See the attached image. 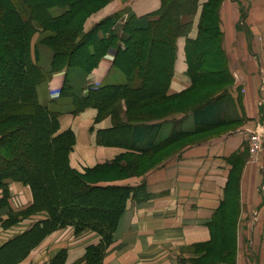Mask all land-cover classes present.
<instances>
[{"label":"trees","instance_id":"obj_1","mask_svg":"<svg viewBox=\"0 0 264 264\" xmlns=\"http://www.w3.org/2000/svg\"><path fill=\"white\" fill-rule=\"evenodd\" d=\"M95 1L0 0V124L3 125L0 133V187L7 192V183L15 180L27 184L32 192V202L17 211L10 208L8 193L1 196L0 212L6 213L1 222L6 228L19 217L38 211H45L48 215L0 246V264H15L48 233L64 225H72L77 233L91 229L100 234V241L88 245L80 262L102 264L126 201L136 191L131 186L97 184L94 179H89L99 173L101 177L96 179L106 181V173L114 166L116 172L128 170L127 166L118 167L115 161L96 164L83 174L70 166L68 154L75 135L71 129L59 131V111L51 106V102L42 103L38 98L39 86L46 84L53 72L66 70L59 98L68 100L72 114L93 106L99 117L113 101L124 97L126 120L109 130H99V143H111L108 140L114 129H129L128 125L132 123L131 147H142V154H148L199 127L205 129L233 121L228 117L199 120L193 129L174 130L158 142L150 135L149 143L140 146L138 134L154 130L148 127L154 124H139L151 116L150 113L136 115L129 112L132 106L129 96L137 103L145 102L147 98L162 102L201 86L204 88L201 92L209 95L192 108L198 118L217 99L214 94L220 91L218 96L224 95L219 86L226 79L223 78L226 68L219 67L220 61L215 55L223 53L219 47L223 37L217 24L218 15L213 12L209 15L218 0H212L207 10L208 24L201 25V29L205 28V47H200L201 39L187 40V72L191 85L175 95H167L166 91L173 75L176 40L188 31L190 21L183 13L195 0H161L157 10L140 18L127 11V16L122 19L125 11L122 10L104 18L87 32L77 33L72 29L74 21ZM245 15L241 9L242 20ZM238 27L242 28L243 24ZM215 41L219 44L217 47ZM42 45L50 50L44 52ZM110 46L116 48L113 65L124 74L126 81L88 87V91L82 94L72 85L69 73L77 70L87 76ZM160 51L166 54V60L158 59ZM204 51L205 60L202 57ZM44 54L49 56L47 61ZM225 74V77H231L229 72ZM209 87L219 88L211 93ZM198 91L194 90L195 93ZM64 258L65 250H60L49 264H63Z\"/></svg>","mask_w":264,"mask_h":264},{"label":"crops","instance_id":"obj_2","mask_svg":"<svg viewBox=\"0 0 264 264\" xmlns=\"http://www.w3.org/2000/svg\"><path fill=\"white\" fill-rule=\"evenodd\" d=\"M160 3V0H126L124 3L113 0L97 13L85 29L123 9V17L131 11L140 18L157 10ZM243 7L246 15L240 21L243 27L239 30L237 25ZM198 16L199 13L193 18L186 35L176 40L173 75L167 95L179 94L191 85L186 47L188 39L197 38ZM220 21L222 50L233 79L231 86H227L223 96H218L220 91L214 94L217 99L198 118L190 109L186 113L139 123L147 126L154 124L148 126L154 130L141 132L138 138L140 146H146L150 135L158 142L174 130L193 129L199 120L228 117L233 121L203 128L205 141L189 145L142 176L115 181L93 180L97 184L136 189L126 201L102 264H198L192 261L194 253L190 248L194 244L210 241V222L226 201L228 173L232 170L229 160L234 154H241L248 145V133L256 125L259 130V124H264V0H223ZM115 55L116 48L110 46L87 76L77 70L70 72L74 88L85 94L88 87L123 84L126 81L124 74L113 65ZM48 57L45 56V61ZM65 78V69L53 72L47 83L39 86L38 97L40 102H51V106L59 111V131L71 129L75 135L70 154L71 166L83 171L96 164L110 162L120 153L142 155V147L130 145L132 123L128 125L129 134L121 143H99L97 132L113 126L110 118L96 121L97 109L93 106L72 114L68 100L59 98ZM236 186L240 212L237 254L233 264H264V166L245 164ZM9 190L8 203L12 210L23 209L32 202L28 186L11 182ZM5 216L6 213L1 211L0 246L35 222L47 218V213L38 211L29 214L6 228L1 225ZM246 222L248 226H245ZM98 241L99 235L91 229L77 235L72 226L59 227L48 233L15 264H49L60 250H65L63 264H81L86 246Z\"/></svg>","mask_w":264,"mask_h":264},{"label":"rangeland","instance_id":"obj_3","mask_svg":"<svg viewBox=\"0 0 264 264\" xmlns=\"http://www.w3.org/2000/svg\"><path fill=\"white\" fill-rule=\"evenodd\" d=\"M112 1L113 0H97L94 3L90 4L84 11H82V13L78 16V18H76L72 29H75L77 33L87 32L88 30H90L95 24H97L106 17L94 23L88 30L85 29V26L89 24L91 21H93V19H95V16H97V13ZM119 1L124 3L126 0H119ZM212 2H213L212 0H195L193 3H191L192 5L190 6L189 10L183 13L184 17L190 21V26L188 30L191 28L193 18L197 13H199L197 38L198 40L201 39L202 42V44H200L201 48L205 47V28L201 29V25L206 26V24H208L209 22V20L207 19L209 17L207 14V10L211 6ZM222 4H223V0L215 1L214 8L211 9V11L209 12V15L211 14V12L218 15L219 21L217 24L219 30H221L220 9L222 7ZM123 18H125V16L124 17L122 16V19ZM243 20L240 17L238 24H240V21L242 22ZM237 29L240 30L238 25H237ZM221 34L223 37L222 30H221ZM218 45L219 44L217 43V41H215L214 46L217 47ZM219 47L222 48V42L220 43ZM42 50L45 52V51H49L50 49L42 45ZM158 54H159L158 55L159 60H163V61L166 60L167 56L164 52L160 51L158 52ZM215 55L216 57H218V60L220 61L219 67L226 68L225 72L226 73L229 72L228 61L225 57V54L215 53ZM202 57L203 60H205V51ZM225 72H223L224 75L223 78L226 79L225 81L223 80L224 83H222L219 86L221 88V91H226L227 86H231V84L233 83L232 76L230 77L227 75V77H225L226 76ZM219 87H209L210 90H208V92L214 93ZM196 89H199L197 93L194 92V90ZM194 90H189L188 92H185L183 95L178 96L175 99H165L162 102H157L147 98L145 102L140 101V103H137V101L135 102V98L129 96L131 100L130 105H132L129 108V112L132 111L136 115H143L150 113L151 115L149 116L150 118L147 117L146 119L142 120L143 122L163 119L175 113H182V112L186 113L190 109L201 104L209 95V94L205 95V92L203 93L201 92V90L204 91V88H201V86H199V88H195ZM261 104L262 101L259 100V105ZM126 109L127 107H126L125 99L124 97H120L117 100L113 101L108 107H106V109L102 110L99 117L97 112L94 119L96 121H99L101 119L109 117L111 123L115 125L120 121L126 120L127 118ZM2 127L3 125L0 124V133ZM259 128L260 129L258 130V125H256L251 130V132L248 133V145L244 148L243 152L241 154L239 153L234 154L233 156H231L229 160V162L232 165V170L231 172L229 171L228 173L229 183L227 185V190H226V201L223 202L221 208H219V210L215 212L210 222V231H211L210 241L206 243L203 242V243L194 244L193 247L190 248L192 250L191 252L194 253L193 256L194 258H192L193 262H196L198 264H233L235 260L237 254V228L239 225V212H240V206L238 204L237 196L235 195L237 191L236 182L239 180L242 169L245 166V164L251 163V164H256L259 167L264 166V128L261 123L259 124ZM128 132H129L128 129H121V128L114 129L111 132L108 141L111 143H121L122 141H124L127 134H129ZM202 141H205V130L202 129V127H199V129L184 134L183 136H180L172 140L170 143L166 144L165 146L158 148L151 153L142 154V156L120 153L116 155L114 158H112L111 161H115V164L118 165V167L127 166L128 170L125 171L124 173L116 172L117 168H115L114 166L112 168H109L110 170L106 173L105 179L106 181H115V180H122L134 175L142 176L144 175V173L160 165L168 157L181 152L189 145H194ZM71 151L72 149L69 151L68 154L69 164H70ZM72 168L75 169L80 174H83L86 171V169H84L83 171H79L74 167ZM99 176L100 174L97 173V175H92L91 177H89V179H96ZM11 182H20L23 185L28 186L27 184L21 181L11 180L7 183V188H6L7 192H5V190L0 187L1 196H3L5 193H8L10 195L9 184ZM139 189H141V187ZM67 226H72V225H64L62 227L64 228ZM245 226H248L247 222L245 223ZM96 233L98 234V232ZM98 235L100 241L101 236L100 234ZM109 245L106 247L105 251L107 250ZM87 247L88 246H86L82 257L84 256Z\"/></svg>","mask_w":264,"mask_h":264},{"label":"built area","instance_id":"obj_4","mask_svg":"<svg viewBox=\"0 0 264 264\" xmlns=\"http://www.w3.org/2000/svg\"><path fill=\"white\" fill-rule=\"evenodd\" d=\"M263 128H264V124H262Z\"/></svg>","mask_w":264,"mask_h":264}]
</instances>
